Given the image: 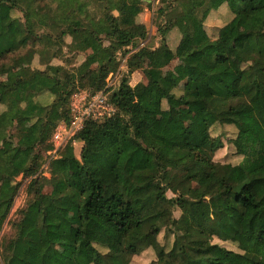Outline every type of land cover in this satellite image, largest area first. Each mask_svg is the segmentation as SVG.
<instances>
[{
  "label": "trees",
  "instance_id": "obj_1",
  "mask_svg": "<svg viewBox=\"0 0 264 264\" xmlns=\"http://www.w3.org/2000/svg\"><path fill=\"white\" fill-rule=\"evenodd\" d=\"M53 1L55 8L45 12L40 0H0V76L11 72L21 50L42 40L37 31L45 27L59 29L88 53L76 76L51 64L34 70L31 56L15 87L0 93V106L31 123L27 131L45 153L52 149L48 141L57 124L70 120L77 80L84 90L102 91L118 68L115 52L147 36L146 27L136 23L141 0H114L113 12L101 0ZM91 1L101 5L102 17L89 16ZM221 6L236 18L264 10V0H161L160 47L129 61L130 72L141 70L146 83L132 88L122 78L110 97L116 116L85 125L76 137L83 144L79 159L67 148L50 163L51 193H42L39 180H31L24 207L1 238L0 264H129L148 249L156 255L150 264H225L217 256L224 250L213 238L235 245L245 264H264V21L242 47L236 45L241 34L234 18L212 40L204 21ZM103 26L109 28L106 46L97 32ZM172 29L181 35L174 51L164 41ZM142 56L154 67L144 68ZM173 60L196 71L192 90L179 91L176 78L162 77L161 68ZM44 93L53 97L49 106L35 101ZM178 109H186L179 120L170 116L163 128L156 127L159 116ZM188 121L198 134L186 128ZM216 125L235 128L239 164L214 162L223 148L221 139L212 137ZM43 163L39 153L21 161L19 151L0 148V230L19 187L16 179L32 178ZM168 167L175 172L172 181L154 189L149 180ZM192 183L197 189L182 188ZM204 200L207 212L199 207ZM174 208L181 212L178 219ZM73 213L79 228L70 238ZM162 230L173 237L168 251L158 242ZM58 246L73 251L65 256Z\"/></svg>",
  "mask_w": 264,
  "mask_h": 264
},
{
  "label": "rangeland",
  "instance_id": "obj_2",
  "mask_svg": "<svg viewBox=\"0 0 264 264\" xmlns=\"http://www.w3.org/2000/svg\"><path fill=\"white\" fill-rule=\"evenodd\" d=\"M83 2H87V0H81ZM108 9L113 12L114 0H101ZM144 2H142L143 4ZM40 5L42 9L47 12L49 9L55 8V3L53 0H40ZM146 6V5H145ZM101 5L97 4L95 1H91L88 6L89 16L93 18L102 17ZM158 16V14H156ZM16 18H21V15L17 12L15 14ZM157 16H152L149 22V26L146 28L147 36L151 34V29L158 27L159 20ZM234 16L230 13V11L225 7L221 6L218 10L212 11L208 17L204 21V29L209 35V37L214 40L217 37L218 30L230 22ZM235 23L239 27V31L241 34V38L237 41V47H242L243 39L247 37L250 32L259 31L262 28V23L264 21V10L252 13L247 16H238L234 18ZM171 31H174L171 33ZM40 35L41 41L35 42L34 44H30L29 47L21 50L16 57L14 65L11 67V72L5 75L0 76V93L5 88H14L17 77L20 71L28 66L26 61L29 57L32 56V60L30 63V67L34 70H44L45 65L52 64V66H62L65 71H67L70 75L76 76V73L79 67L85 62L88 53L81 52L77 49V46L72 43L70 37H61L59 35V29H52L50 27H45L42 31H37ZM97 32L100 38L103 41V44L108 45L107 37L109 34V28L107 26L98 27ZM72 29L68 28V35H71ZM168 36L166 38V44L168 48L172 47L175 44V40L177 38V34L179 32L176 29H172L168 31ZM177 33V34H176ZM146 51H143V55ZM35 53V54H34ZM142 60H144L143 67L149 69L151 66V62L145 59L142 56ZM180 67V66H179ZM91 68H95L92 66ZM174 71L176 75H179L180 78L188 77L187 73L182 75L180 69L177 66L174 67ZM191 75V74H190ZM141 77L139 75H135L134 81H139ZM75 91L74 94L78 93V90H84L83 83L77 82L75 83ZM178 88V87H177ZM179 91L183 90L178 88ZM35 101L43 106H49L53 101V97L44 93L41 96H37ZM166 108V104H164V109ZM5 110V107L0 106V114ZM186 109H178V110H170L168 113L161 116L158 124L162 121L165 123L167 119L171 116L176 120H179V113H185ZM10 114H7L9 117L8 123H5L3 126H0V148H4L9 150L11 153L19 151V156L22 161H27L32 157L33 154L39 153L41 157L45 154L44 151L40 150L38 145V137L35 135H31L28 133L27 129L30 126V122L28 120H20L18 119V114L14 109H11ZM14 114V115H12ZM11 118V119H10ZM186 128L196 134L199 133L198 128L194 124L193 121H188L185 124ZM212 137H219L223 142V148L218 150L213 157L214 162L220 164H231L237 165L242 161V157L236 153V149L234 148L232 141L236 137V130L233 126L230 125H216L212 129ZM140 142L144 145V147H151L150 143L146 140L140 138ZM51 142V139L48 141ZM79 157V156H78ZM175 172L172 168L168 167L167 170L162 173L160 176H156L155 178L150 179V184L154 189H159L165 185H168L173 177ZM79 185V184H78ZM1 186V183H0ZM197 189V184H184L182 188L184 190L188 188ZM40 190L42 193L49 194L52 192L53 188L49 184V181L40 182ZM167 197L173 198L174 195L171 192L167 191ZM199 207L202 211H209L208 201H201ZM181 215L179 209H173V217L178 219ZM72 227L67 231V234L70 238H73L76 231L79 228L78 216L76 213L71 214L70 216ZM158 242L161 246L168 251L170 250L173 242V237H167L165 231L162 230L158 236ZM213 244L219 245L223 248L224 251H220L217 256L219 260L223 263L227 264H245V261L237 249L235 245L230 242H222L217 238L212 239ZM224 252H231L226 255ZM62 253H66L62 251ZM156 260V255L152 249H148L142 252L139 255H135L131 258L129 264H150L152 261Z\"/></svg>",
  "mask_w": 264,
  "mask_h": 264
},
{
  "label": "built area",
  "instance_id": "obj_3",
  "mask_svg": "<svg viewBox=\"0 0 264 264\" xmlns=\"http://www.w3.org/2000/svg\"><path fill=\"white\" fill-rule=\"evenodd\" d=\"M164 23L162 20L161 25L163 26ZM146 42V39H136L115 52L114 58L118 68L107 77L105 88L102 91L93 93L89 90H78L77 94L72 95L68 105L70 120L62 121L55 127L51 137L52 149L43 155L44 163L38 173L25 181L22 175L16 179L19 187L11 202L8 215L2 223L0 241L3 234L9 229L11 220L24 207L27 201V185L31 180L50 181L52 176L49 171L50 163L62 157L64 150L76 141V137L87 123H102L116 116L117 110L110 97L119 87L122 78L129 75L131 57L147 50Z\"/></svg>",
  "mask_w": 264,
  "mask_h": 264
},
{
  "label": "crops",
  "instance_id": "obj_4",
  "mask_svg": "<svg viewBox=\"0 0 264 264\" xmlns=\"http://www.w3.org/2000/svg\"><path fill=\"white\" fill-rule=\"evenodd\" d=\"M141 2H144V3L141 4V13L137 16L136 23L144 25L147 28L149 26V22H150L151 17L152 16H156V12L159 9V7L161 6V0H141ZM159 21H160V19H159ZM161 24H162V19L160 21V25ZM173 32L174 31H171V33H173ZM158 33H159L158 27H156V28L152 27L151 34L146 36V40H147V42H146V44H147L146 52L154 51V50H156L157 48L160 47L161 39L159 40L160 36H159ZM168 34L169 33H167V36H168ZM167 36H165V38H164L165 43H166ZM180 39H181V35L179 33V34H177V38L175 40V44L171 48L169 47V49L174 51L176 49ZM71 41H72V39H71ZM72 43H75L74 45H76L78 47V44L76 42L72 41ZM150 62H151L150 68H153L154 67V63L152 61H150ZM175 66H177V68L180 69V71L182 72V75H184V73H187L188 77L180 78L179 75L173 76V74L176 75V72L174 71V67ZM161 73H162V77L165 80H171V79L176 78L178 80V88L183 89L181 91H190V90H192L194 88V81H195V77H196V71L191 69V68H187L186 66H184L181 62H179L177 60H173L167 66L161 68ZM135 75H139L141 78L139 79V81H137L134 84H132L133 81H134ZM127 80H128V85L130 87H132V88H134L138 84H145L146 83V80L144 78L143 72L141 70L134 71L132 73L130 72L129 75L127 76ZM10 111H11L10 107L9 108H5V110L2 111V113L0 114V126H3L5 123H8L9 117L7 116V114H10V113H8ZM12 115H14V114H12ZM158 118L160 119L161 116H159ZM158 118L156 120V127L158 129H161V128L164 127L166 122L162 123V121H161L158 124V122H159ZM82 147H83L82 142H80L79 140H76L71 146H69L67 148L70 149V154H71V156L73 158L79 159ZM66 149L64 150L63 154L65 153ZM58 250L61 253H62V251H65L66 252L65 254L62 253L65 256H69L72 253V251H73L71 246H58Z\"/></svg>",
  "mask_w": 264,
  "mask_h": 264
}]
</instances>
